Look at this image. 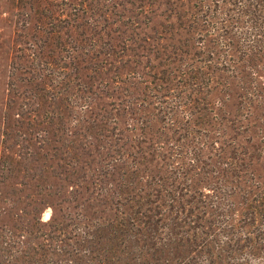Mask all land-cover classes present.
<instances>
[{
  "label": "trees",
  "instance_id": "1",
  "mask_svg": "<svg viewBox=\"0 0 264 264\" xmlns=\"http://www.w3.org/2000/svg\"><path fill=\"white\" fill-rule=\"evenodd\" d=\"M32 5L35 103L8 104L0 159L39 169L37 197L0 221V264H264V0Z\"/></svg>",
  "mask_w": 264,
  "mask_h": 264
},
{
  "label": "rangeland",
  "instance_id": "2",
  "mask_svg": "<svg viewBox=\"0 0 264 264\" xmlns=\"http://www.w3.org/2000/svg\"><path fill=\"white\" fill-rule=\"evenodd\" d=\"M32 1L0 0V152L4 149L5 132H9L11 136L8 145L21 140L18 132L21 121L16 119V117L12 118L13 112L10 114L8 104H13V111H15L24 104L32 107L34 106L33 103H35V98L31 97L33 84L26 81V77H31L30 74L25 69L21 71V69L17 68L19 64L27 63L25 59H21V55L24 54L21 47H24V41L31 39L36 32L32 28L36 22V12ZM128 13L132 14L131 11ZM126 21L127 25L124 28H126L127 33L138 39V43L132 44L133 51L140 53L143 50L140 49V44L146 46L148 43L138 38L136 32L138 33L140 30L130 22L129 18ZM154 24L158 29H166L169 23L167 24V21L163 18H158ZM146 30L155 32L149 28H146ZM136 58L142 57L137 55ZM7 126H10L8 130H6ZM254 132L253 143L256 145L257 152L263 154L257 158L259 160L257 161L256 171L261 178H264L263 126H257ZM244 134L246 133L244 132ZM29 165L30 161L28 162L26 159L16 163H11L7 159L4 161V158L0 159V221L3 219L10 220L18 216L22 213V208L29 209L30 205L28 202H32V199L37 197L34 186L36 179L32 178V176L39 172V169L31 168ZM63 170L65 169L63 168ZM89 187L90 192H86L84 197L96 196V189L92 186ZM66 196H70V194ZM83 198L74 201V204H81ZM77 209L72 208L73 211ZM52 210L51 206L44 210L45 219L51 216Z\"/></svg>",
  "mask_w": 264,
  "mask_h": 264
}]
</instances>
